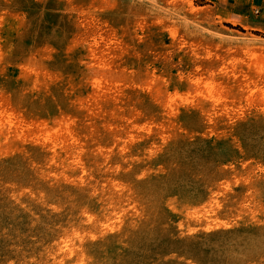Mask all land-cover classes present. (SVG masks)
I'll return each mask as SVG.
<instances>
[{
    "label": "rangeland",
    "instance_id": "374dc122",
    "mask_svg": "<svg viewBox=\"0 0 264 264\" xmlns=\"http://www.w3.org/2000/svg\"><path fill=\"white\" fill-rule=\"evenodd\" d=\"M1 112L0 264H264V0H0Z\"/></svg>",
    "mask_w": 264,
    "mask_h": 264
},
{
    "label": "bare ground",
    "instance_id": "6f19581e",
    "mask_svg": "<svg viewBox=\"0 0 264 264\" xmlns=\"http://www.w3.org/2000/svg\"><path fill=\"white\" fill-rule=\"evenodd\" d=\"M192 9H193V8H192ZM198 9H199V8H198ZM197 12H198V11H197ZM197 12H196V13H197ZM197 14H198V13H197ZM229 20H230V19H229ZM233 22H234V21H233ZM233 22H232V23H233ZM246 27H247V28H250L249 26H246ZM80 36H81V35H80ZM243 36H244V35H243ZM230 37H231V36H230ZM231 38H232V37H231ZM93 39H94V38H93ZM249 40H250V39H249ZM86 44H87V43H86ZM77 47H78V46H77ZM71 49H72V48H71ZM90 49H91V48H90ZM94 51H96V53L93 52V54H92V55H94L93 57H97V59H100V60H103V61L105 60V59L102 57V49H101L100 47H98V48H97L96 50H94ZM105 51H106V50H105ZM91 52H92V51H91ZM97 52H98V54H97ZM69 53H70V52H69ZM99 53H100L101 55H99ZM50 54H51V53H50ZM43 56H44V54H43ZM98 56H100L101 58L98 57ZM103 56H104V55H103ZM71 59H72V58H71ZM78 65H79V64H78ZM111 68H112V67H111ZM31 69H32V68H31ZM38 69L40 70V68H38ZM104 70H106V69H103V70L100 69L99 71H97V73H98L99 76L96 77L97 73L95 74V82H93V84H92V85L95 86V89L98 91V93H99L100 96H103L102 94L106 93V85H109V84H106V85H105V83L109 80V78H111V76H110L106 82H105V80H102L101 76L103 75L102 77H104L105 74H100V73H103ZM108 71H111V69H110V70L108 69ZM108 71L106 70L105 72H107V74H110V73H108ZM32 72H33V71H32ZM105 72H104V73H105ZM111 72H114V71H111ZM33 73H34V72H33ZM114 74H115V73H114ZM116 74H117V73H116ZM116 74L113 75V76L118 77ZM73 75H74V73H73ZM75 75H76V74H75ZM100 75H101V76H100ZM121 75H122V74H121ZM107 76H108V75H107ZM116 77H113V78H116ZM113 78H112V79H113ZM105 79H106V77H105ZM110 80H111V79H110ZM113 80H114V79H113ZM90 81H91V80H90ZM116 81H117V80H116ZM112 82H115V80L112 81ZM112 82H111V83H112ZM91 83H92V82H91ZM107 83H108V82H107ZM111 83H110V84H111ZM82 84H83V83H82ZM113 84H114V83H113ZM113 84H112V85H113ZM191 84H192V83H191ZM71 86H72V85H71ZM115 86H117V85H115ZM211 86H212V85H211ZM80 87H81V86H80ZM80 87H79V88H80ZM110 87H111V86H110ZM91 88H92V87H91ZM112 88H113V87H112ZM80 89H82V88H80ZM93 89H94V88H93ZM107 89H109V87H107ZM200 89H201V87H200ZM189 91H190V90H189ZM94 92H96V91H94ZM169 93H170V92H169ZM191 94H192V93H191ZM104 95H105V94H104ZM96 98H97V97H96ZM99 98H100V97H99ZM159 98H160V97H159ZM161 98H162V97H161ZM83 101H84V100H83ZM96 101H97V100H96ZM99 101H100V100H99ZM84 108H85V107H84ZM86 109H87V108H86ZM6 111H7V110H6ZM98 111H99V110H98ZM7 114H9V112H8ZM95 114H96V113H95ZM2 115H3V113L1 112L0 117H2ZM4 115H5V113H4ZM11 116H12V115H11ZM5 117H6V115H5ZM5 117H2V118H5ZM58 117H59V116H58ZM13 119H14V118H13ZM17 119H18V118H17ZM67 119H68V118H67ZM3 120H4V119H3ZM3 120H2V121H3ZM22 120H23V119H22ZM22 120H21V121H22ZM69 120H70V119H69ZM5 121H7V120L5 119ZM23 122H24V120H23ZM23 122H22V123H23ZM64 122H65V121H64ZM64 122H63V123H64ZM12 123H13V121H12ZM22 123H21V124H22ZM25 123H26V122H25ZM15 124H16V123H15ZM19 124H20V123H19ZM60 125H61V124H60ZM14 126H15V125H14ZM18 126H19V125H18ZM28 126H29V125H28ZM33 126H34V124H33ZM12 127H13V126H12ZM48 127H49V126H48ZM62 127H63V125H62ZM64 127H65V126H64ZM3 128H4V127H3ZM10 128H11V126H10ZM37 128H38V127H37ZM66 128H69V127H66ZM71 128H72V127H71ZM29 129H30V128H29ZM33 129H34V128H32V130H33ZM44 129H45V128H44ZM46 129H47V128H46ZM50 129H51V128H50ZM52 129H53V128H52ZM60 129H61V128H60ZM62 129H64V128H62ZM1 130H2V129H1ZM8 130H9V127H8ZM11 130H12V129H11ZM30 130H31V129H30ZM34 130H36V129H34ZM47 130H48V129H47ZM71 130H72V129H71ZM12 131H13V130H12ZM12 131H10V132H12ZM44 131H46V130H44ZM64 131L66 132V130H64ZM10 132H9V134H10ZM32 132H35V131H32ZM60 132H61V131H60ZM7 133H8V132H7ZM13 133H14V132H13ZM43 133H44V132H43ZM46 133H47V131L45 132V134H46ZM67 133H68V132H67ZM28 134H29V133H28ZM38 134H39V133H38ZM10 135H11V134H10ZM32 135H34V134H32ZM32 135H31V136H32ZM36 135H37V134H36ZM43 135H44V134H43ZM61 135H64V134H61ZM7 136H8V135H7ZM14 136H16V135H14ZM14 136H13V137H14ZM64 136H65V135H64ZM67 136H68V135H67ZM54 137H55V136H54ZM54 137H53V138H54ZM11 138H12V137H11ZM47 138H48V137H47ZM63 140H64V139H63Z\"/></svg>",
    "mask_w": 264,
    "mask_h": 264
},
{
    "label": "crops",
    "instance_id": "0c3cea01",
    "mask_svg": "<svg viewBox=\"0 0 264 264\" xmlns=\"http://www.w3.org/2000/svg\"><path fill=\"white\" fill-rule=\"evenodd\" d=\"M247 2H248V0H236V5L237 6H240V7H245L246 8ZM258 10H260V9H258ZM256 12H257V10H256Z\"/></svg>",
    "mask_w": 264,
    "mask_h": 264
},
{
    "label": "built area",
    "instance_id": "2783aa9c",
    "mask_svg": "<svg viewBox=\"0 0 264 264\" xmlns=\"http://www.w3.org/2000/svg\"><path fill=\"white\" fill-rule=\"evenodd\" d=\"M257 12H259V10H257Z\"/></svg>",
    "mask_w": 264,
    "mask_h": 264
}]
</instances>
